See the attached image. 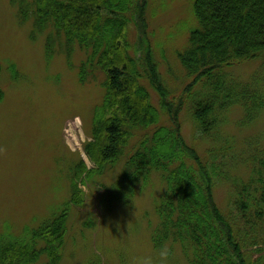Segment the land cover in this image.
<instances>
[{"label":"trees","instance_id":"trees-1","mask_svg":"<svg viewBox=\"0 0 264 264\" xmlns=\"http://www.w3.org/2000/svg\"><path fill=\"white\" fill-rule=\"evenodd\" d=\"M9 1L20 21L32 18L35 30L49 29L47 56L56 45L70 64L75 47L82 50L79 81L100 72L104 92L83 144L94 167L79 159L70 172L67 200L28 240L0 238V264H34L41 256L46 264H58L70 208L84 200L79 183L104 174L122 156L121 172L106 190L108 202L129 204L154 175L164 185L150 235L156 250L177 244L188 264H264V140L237 152L219 137L232 107L241 109V125L264 110V77L238 82L227 72L228 66L254 59L264 71V0H193L196 27L178 53L186 75L178 98L170 97L149 54L140 66L129 52H134L129 27L135 25L141 36L144 29L143 0ZM145 84L157 93L158 107ZM185 105L194 130L211 140L203 155L181 133L178 111ZM134 130L144 133L130 147ZM240 167L244 178L237 175ZM219 186L228 193L224 209L215 200Z\"/></svg>","mask_w":264,"mask_h":264},{"label":"rangeland","instance_id":"rangeland-1","mask_svg":"<svg viewBox=\"0 0 264 264\" xmlns=\"http://www.w3.org/2000/svg\"><path fill=\"white\" fill-rule=\"evenodd\" d=\"M142 3V2H141ZM193 0H143L142 36L135 25L128 29L127 41L140 58L149 54L163 86L171 98L182 96L186 75L178 53L186 49L188 35L196 27ZM33 27L32 18L20 21L9 0H0V238L26 241L30 232L57 214L69 196V176L81 158L93 168L83 151L89 140L93 111L103 95L100 72L78 79L84 53L77 46L67 64L55 45L52 56L45 52V34ZM142 39V40H141ZM147 51V52H145ZM260 60L242 61L228 66L227 72L238 82L256 74L263 81ZM151 103L158 107L157 93L146 85ZM181 133L186 143L203 155L212 146L193 126L185 105L178 111ZM241 109L225 113L219 137L225 146L238 152L264 140V110L248 125H241ZM135 131V130H134ZM131 147L144 131H135ZM130 147L128 149H130ZM125 156L102 175L79 183L84 194L81 206H72L66 224L61 259L58 264H162L160 251L151 242L158 223L155 204L164 185L153 176L129 204L108 202L106 190L121 172ZM237 175L246 176L240 167ZM217 205L227 203L225 187L214 191ZM166 264H188L179 245H167ZM41 256L34 264H46Z\"/></svg>","mask_w":264,"mask_h":264},{"label":"clouds","instance_id":"clouds-1","mask_svg":"<svg viewBox=\"0 0 264 264\" xmlns=\"http://www.w3.org/2000/svg\"><path fill=\"white\" fill-rule=\"evenodd\" d=\"M168 250L167 249H162L160 251V258L162 261V264H166L167 258H168ZM142 264H152V259L151 257H146L143 261Z\"/></svg>","mask_w":264,"mask_h":264}]
</instances>
